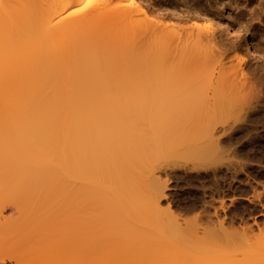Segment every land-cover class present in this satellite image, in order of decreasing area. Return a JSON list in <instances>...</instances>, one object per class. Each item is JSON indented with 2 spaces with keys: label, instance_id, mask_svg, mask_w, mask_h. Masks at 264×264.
Listing matches in <instances>:
<instances>
[{
  "label": "bare ground",
  "instance_id": "bare-ground-1",
  "mask_svg": "<svg viewBox=\"0 0 264 264\" xmlns=\"http://www.w3.org/2000/svg\"><path fill=\"white\" fill-rule=\"evenodd\" d=\"M233 1L254 11L264 6L263 0ZM85 2L57 0L54 12ZM187 7L199 12L176 17L178 26L158 20L162 14L157 20L149 18L155 9L149 12L138 0L108 9L96 6L84 18L93 23L115 16L129 26H150L171 37L203 41L208 49L205 67L228 70L215 81L197 80L186 61V74L172 73L153 55L133 69L131 61L122 66L96 51L78 52L54 65L42 49L31 59L21 85L1 80L7 83L0 87V264H210L226 255L213 244L198 245L190 237L192 231L166 223L160 212L145 221L131 207L115 216V224L107 214L96 215L103 199L98 103H215L209 112L191 107L177 119L180 152L199 160L225 151L235 155L238 134L264 118V70L248 65L251 54L264 60V36L254 42L241 32L237 40L223 41L215 33L219 16L212 5L209 10L199 2ZM72 13L56 20L59 24L50 22L49 29L61 33L63 27L77 24ZM183 20L192 22L183 27ZM21 22L2 6L1 41L10 44L7 29H17ZM33 27L40 31L44 25L36 19ZM165 118L169 121L170 113ZM251 146L264 171V128L253 136ZM137 189H131L132 197ZM224 230L221 235L230 234ZM108 235L121 244L119 252L108 243Z\"/></svg>",
  "mask_w": 264,
  "mask_h": 264
},
{
  "label": "rangeland",
  "instance_id": "rangeland-1",
  "mask_svg": "<svg viewBox=\"0 0 264 264\" xmlns=\"http://www.w3.org/2000/svg\"><path fill=\"white\" fill-rule=\"evenodd\" d=\"M128 1L87 0L79 7H68L56 15L57 0H0V9L4 6L12 17L24 21L17 29L11 25L7 29L8 38L12 39L10 44L0 39V87L7 82L21 85L31 70V59L39 55L40 49L54 65H61V59L78 52L96 51L97 55L116 59L120 65L131 61L133 69L139 61L153 55L155 62L166 64L174 74H186V61L194 77L204 82L215 81L228 73L227 69L213 72L205 67L203 61L206 62L208 49L203 41L171 37L154 27L135 23L130 27L115 16L93 23L84 18L96 6L108 9ZM138 2L149 12L155 9L149 18L157 20L160 17L156 15L162 14L164 18L158 20L174 25H177L176 17L199 12L188 5L199 2L207 10L212 5V12L219 16L215 19V33L221 40L235 41L241 32H246L254 42L264 36V6L254 11L243 5L236 6L233 0ZM69 11H73L77 24L63 27L61 33L54 28L56 31L53 29L52 33L50 22L54 23ZM257 13L263 16L261 21ZM82 16L89 24L83 25ZM36 19L43 23V30L33 27ZM191 22L183 20L179 25L187 27ZM254 56L249 55L248 65H257L263 71L264 60ZM201 63L203 67H196ZM156 67L158 69V64ZM3 79L7 82L1 81ZM215 85L210 84L211 91ZM214 105L98 103L99 192L103 199L96 215L107 214L115 224V216L123 210L131 211V207L140 211V218L145 221H153L160 212L165 215L166 223L175 222L180 229L192 231L190 237L198 245L213 244L215 249L225 252L224 257L210 264H264V171L258 166V156L251 152L252 138L264 128V118L253 120L246 132L238 134L235 155L225 151L199 160L180 152L179 116L191 107L206 113ZM167 113H170L169 121L165 118ZM242 162L247 166H242ZM133 186L138 187V192L132 197ZM222 228L230 234L221 235ZM108 243L115 252L121 250V244L111 235H108ZM196 264L206 263L196 261Z\"/></svg>",
  "mask_w": 264,
  "mask_h": 264
}]
</instances>
